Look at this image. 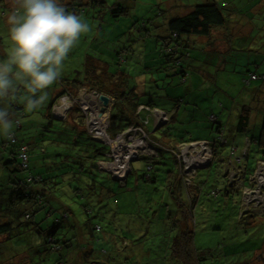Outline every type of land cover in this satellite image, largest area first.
I'll return each mask as SVG.
<instances>
[{
	"label": "trees",
	"instance_id": "trees-1",
	"mask_svg": "<svg viewBox=\"0 0 264 264\" xmlns=\"http://www.w3.org/2000/svg\"><path fill=\"white\" fill-rule=\"evenodd\" d=\"M59 2L66 11L75 13L79 16L85 15L88 6H104L102 4L105 3V0H59ZM258 2L259 0H257V3ZM123 4V2L122 4L120 2L113 4L111 8V17H117L127 13V8ZM230 4L231 2L228 0L222 3L214 0L200 2L190 5V9L187 12L172 15L168 17L169 19L164 20L162 25L166 32L161 37L162 45L160 48L165 60L164 68L166 69L169 67L171 70L176 66H183L177 69L176 75H178L181 81L184 80L188 75L184 63H182L181 60V58L184 57L181 48L183 47L182 45L185 38L210 35L213 28L224 24L229 13H232V11L234 13V9L236 10V8H233V5ZM224 7L227 8L225 9L227 11L226 13H223L225 10L222 11ZM241 13L245 14V12ZM241 13L238 12V14ZM263 14L264 10L262 12V15ZM259 15L260 14H258L257 18L261 17ZM144 30V35H149V30L145 25ZM2 42H5L7 45L5 38L1 41V46L3 47V52L1 54L5 57L7 47H4ZM168 48L170 49L168 50ZM126 51L131 52L132 50L130 51L129 48H126ZM122 52L121 50L117 52L120 60L124 58ZM85 63L87 66H85ZM89 65L93 66L92 69L91 67L89 69L92 70L93 78L95 77L98 80L100 78H103L102 80H109V74L106 76L107 69L102 67V61L99 57L85 52V59L82 63V67L84 66L83 70L88 71ZM95 66H98L97 70ZM102 70L103 72L101 75ZM252 75H254L255 78H251ZM262 80H264V73L259 74L255 71H248V77L243 82L248 84V86L252 84L261 85L260 89L264 91ZM76 81L77 79H73L67 82L66 85H73ZM67 86H63L64 91L72 90L73 87L70 89ZM80 86L81 85H76L77 88H74L73 97L78 94H76V91L80 89ZM113 86L115 88L111 90L113 93L111 94L113 98L112 103L113 107L118 106L119 112L115 115H113L112 112L109 114L111 118H108L109 125L107 126L106 132L110 138H114L116 135L126 130L128 126L126 128L123 127V122L127 125L135 126L142 124V120L145 118V115L148 116V114L147 112L140 114L141 111L137 110L140 105L154 108V106L149 103L143 104L135 101L130 95L133 87L127 85L126 77H120L118 81H114ZM87 89L105 93L102 87L96 89L88 87ZM105 90L108 89L106 88ZM225 94L228 95V98L223 99L224 106L221 103L222 100L221 102L218 101V106L222 108L226 107L224 115L226 119L227 109L229 108L227 107L228 103L226 101L229 100L231 105L230 98L233 96L229 95L227 91ZM129 100H133L130 103V110L124 113L123 109L125 103ZM51 105L52 104L45 106L48 110L47 117L40 113L38 115L40 119L47 118L48 120L44 119L45 121L41 120L39 122L31 120V122H29L30 126L28 124L25 125L26 123H22L19 118L21 115H24L23 104L12 102L11 104L0 105L6 107L8 111L11 110L9 111V118L12 115L19 118L14 120V117L12 120L13 128L16 129V131H11L10 137L2 136V139H0V167L6 173L5 179L0 181V254L8 249L4 246V243L8 244L9 240L11 241L14 236L20 234L19 231L21 227H27L26 224L30 223L33 229L40 235L38 244L33 247L37 249L43 247L41 250H37V255L41 256L38 258L39 261L32 260V256L29 254V256H31V264H41L40 261L44 260V258L49 264L52 258H54V262L57 264H62L61 259L65 253V259L70 257L69 260L72 261V263L69 264H78L75 262V255H77L75 254L76 250L70 248L66 252L64 248L65 244L74 236L70 233L73 230L68 228L67 233H62L61 225L57 227L65 218H57L56 216L52 224L46 227H42L41 225L45 215H48V211L54 210L52 209L53 205L51 204V200L58 202L53 193H66L69 199H73L72 202L79 201V205L82 206V210L86 214L85 221L83 220V222L79 224L80 220L76 219L78 217H75L74 210L67 206L63 207L62 216L68 218L67 215H70L73 217L74 221H72L73 219L71 221L66 219L70 223H73L71 225L73 229L79 227L80 229L78 230L87 231L85 232L86 235L88 237L89 235L93 237L97 230L103 231L102 223L94 221L98 220L99 217L103 218V222L105 221L109 225L116 226L119 222L118 213L114 212L112 215H106L108 209L105 203L108 198L115 194L113 189L114 185H116L114 182L117 180H115L108 171L101 170L97 165L98 161L110 160V146L91 136L84 127L85 116L80 108L75 104L64 119L56 120L51 117L52 113H49L50 107H52ZM246 105L247 104L242 105L241 112L238 115L234 130L235 135L236 133L245 132L250 125V110L248 109L250 107ZM258 111L263 115L261 114V116H259V118L261 117V120H259L260 135H257V141H254L255 143L259 142L260 139L262 140L264 137V109H259ZM35 112H37V110L33 111V113ZM72 112L76 114L69 115V113ZM26 113L28 114L29 112ZM129 113H132L134 118H131ZM210 115L216 116L213 113ZM208 119L210 125L214 129V135L209 139H185L186 137L183 134L180 136L177 135L178 133H174L171 138V127L167 129L159 128L156 131H152V128L148 130L151 134V138L154 139L157 144L163 147L165 145V147L171 149L160 150L157 152L156 156L153 157H143L145 160V167H143L140 173H133L136 169L131 163V172H129L124 183L121 184V182L117 181L119 183L118 186L125 190L136 189L141 196L138 202L141 204L140 206L142 209L140 208L139 210L142 211L144 215L145 211L148 210L150 215L154 216L151 222L147 223L148 225L146 228L144 227L146 222L143 221V214L141 216L135 215L131 219V226L140 231L146 230L143 236L133 233L134 230L132 229L126 231L125 234L121 236L122 245L124 247L128 245L134 246L138 244V242L141 243L142 247L146 245H155V247H158L159 243L162 245V241H170V264H237L238 262L235 263L232 259L233 254L235 253V255L238 256L242 250L248 249L247 246L244 248L239 247L240 243L245 241L246 238L242 239V231L236 227V224L250 217L244 216L241 218V212L238 214L239 217L232 215L233 209L239 205L235 200H237L236 197L239 196L241 199V188L238 189L234 183H229L227 178L228 184L225 180L222 189L214 188V186L207 188L205 181L197 179L194 182V189L192 192L193 201L189 204L183 177L179 175L178 167H176L175 164V158L173 157V151H175L174 147L176 148V145L180 142H182L181 144H187L195 140H206L212 143L214 156L212 161H209V166L213 162L223 163L225 162L224 160L230 161L228 159L229 157H234L232 154H229L226 159L222 156L227 140L229 138L231 139L229 136V128L226 129L225 122L217 118L212 120L208 117ZM169 121L170 119L167 123ZM256 131L258 132V130ZM155 132H158V134H155ZM245 135L251 136L252 132L250 131ZM222 137L225 139L223 142L221 141ZM159 138L162 141H159ZM230 139L229 141H231ZM254 142L250 143V145L247 143L245 145L244 143L243 146L248 149ZM176 149L178 150V148ZM233 152L234 150L232 153ZM22 153L25 154L24 158L21 156ZM32 154L34 158L39 160L38 165L36 164L33 166L31 163ZM166 154L172 158V167L168 169L160 166L164 164L160 160L163 159ZM218 154L222 155L218 157ZM247 156L248 155L245 154L242 160H236L239 164L237 167H240L241 170L244 169L242 170V177L244 180H247L249 177V171L247 172L246 163L244 162L245 159L247 160ZM239 157H241V155H239ZM258 160H264V153L260 159H257V162ZM220 163H218L217 166H220ZM241 163L244 164L240 165ZM137 174V177L133 176ZM251 174L252 173H250V175ZM143 205L146 207L145 210ZM208 211H212V223H209L205 217ZM37 214H39V216ZM36 215L38 216V220L35 219ZM95 216L99 217L94 219ZM248 221L249 220H247V222ZM204 223L209 225L208 229L211 230V234H214V238H218L215 233L216 231L221 230L223 232V238L216 239L213 246H206L204 243L199 242L201 235L197 233H203L205 229L201 228V225ZM75 225L77 227H74ZM80 225H82V230ZM126 226L129 225L126 224ZM107 228L110 229L109 226ZM231 231L237 232L240 241L224 243V238H226L228 232ZM75 237L77 238L76 233ZM81 237H84V235L82 234ZM8 245H11L14 250L12 242ZM218 249L221 251L217 252L216 250ZM71 251L75 255H72L73 253ZM99 253L102 255V252ZM142 254V257L159 256L155 253V250L143 252ZM65 259L63 264H66ZM109 260L111 259L92 256L90 259H86V262L83 261V264H110V262L108 263ZM0 264L4 263L0 262Z\"/></svg>",
	"mask_w": 264,
	"mask_h": 264
},
{
	"label": "rangeland",
	"instance_id": "rangeland-1",
	"mask_svg": "<svg viewBox=\"0 0 264 264\" xmlns=\"http://www.w3.org/2000/svg\"><path fill=\"white\" fill-rule=\"evenodd\" d=\"M206 1H210V0H105V3L102 4L104 6H98V7L88 6L85 15H79V16L89 25L90 31L86 35H83L80 38L78 45L72 50V54H69L67 60L64 62L62 74L64 76L71 77L76 75L75 73L76 70H78L77 75H79V73H82L84 66L83 67L80 66V59L82 58L81 60L83 63V60L85 59V52H88L89 54H92L95 57L98 56L99 59L103 62V65L105 67L107 66L106 69L108 73L119 72V74H121L120 72L122 71V69L126 67V65H132V66L139 65V63H135V61L130 58V52H127L126 48L135 51L136 54H140L139 57L141 58V64L143 66L144 60H146L147 63L150 57H152L151 56L152 54L148 52L155 47H157V49L159 50L161 46L160 44L162 43V40L161 38H157V37L163 35L164 29L162 24L164 20L169 19L168 17L170 15L187 12L190 9V5H194L196 3L206 2ZM214 1L222 3L223 1H227V0H214ZM228 1L231 2V0ZM245 1L246 0H232V2H234V4L237 7L238 6L240 7ZM259 1H264V0H259ZM118 2H120L121 4L122 2L124 3L123 5L127 8V13L124 15H119L117 17H111V8L114 3H118ZM225 9L227 8L224 7L222 11H224ZM226 12L227 11L225 10L223 13ZM239 13H241L240 10ZM259 16H264V14ZM0 25H1V21H0ZM144 25L149 30V35L146 36L144 35L145 34ZM261 32H262L261 30H259V33L255 31L253 33L254 37H256L258 34L261 35ZM4 38L8 45L7 31H6V35L4 34ZM263 39H264V34H263ZM260 41L261 38L258 37V44L260 43ZM157 44L159 45L157 46ZM2 45L4 47L5 46L7 47L5 42H2ZM237 47H239V45L232 48V51L236 52ZM169 49L170 48H168V50ZM197 49H200L198 45L193 46V49H188V53H189L188 56L191 53V55L189 56L190 58H187V56L186 57L184 56L185 59H183L184 57L181 58V60L184 62V66L186 67L188 66L187 68L189 70V75H190L189 78L193 80L194 83L193 85H190L189 79L186 81V83H184V82H180L178 75H175L174 73H170L169 75L170 72L169 67H167L166 69L163 68L164 70L161 71L160 68L162 66V63L160 64V66L159 64L156 65V67L157 66L160 67L158 69L159 72L156 75H158V77L160 78L162 76H165L164 78L165 83H160V85L167 88H170L171 86H176L172 88V90H174L175 88H178L180 90V95L186 98V101L183 103L185 107H188L190 108V110H193V112L200 114L203 108L209 111L211 102L208 100V95H210V93H212L214 96L217 95L219 100L228 98V95L225 94L224 88H222L221 86L219 85L210 86V81H209L210 74H208V76L204 74L205 71H207V68H209L213 64L212 61L218 63L217 59L215 58L216 56L212 57L214 58V60H212L211 62H207L206 60L199 62L202 57V54ZM120 50L123 51L122 55H124V58L122 60L119 59L117 54V52H119ZM182 50L181 52H183ZM253 52L254 51L246 50L244 52L245 57L247 54ZM70 55H72V57L74 55L78 56V61L77 58L73 60L70 57ZM3 58H4L3 55L0 53V59ZM248 61H249L248 59H244V62H241L238 65V67L234 66L235 70L233 69L230 72L225 73V76H227V78L231 82L220 80L228 85H232L234 84V82L232 81H235L234 79L237 78L235 83L236 85L235 86L232 85V87L227 88V93L233 96L234 98H239L240 96H244L245 95L244 93L240 95L239 92L249 87L248 84H245L243 82L248 77V72L245 69L254 68V70L257 71V69L260 67L259 64L257 65L249 64ZM109 62H111L112 64L107 65ZM85 66H87L86 63ZM90 67L91 65L88 66V71ZM261 69H263L264 71V64L262 65ZM141 71L142 69H138V70H133L131 72V78H130L131 86H134L137 83V76ZM202 78H204L206 81H203ZM56 83L57 82H55L53 85H56ZM152 85L155 86V84ZM63 90L57 95L56 99L54 98L55 102L57 98L61 96ZM84 90L88 91L83 87L78 91H76V94L79 92L83 93ZM50 92L51 91L47 89L48 96L50 95ZM70 92L74 94L73 90H70ZM90 92L97 93V91L95 90H90ZM191 92L193 93L190 95ZM109 97L111 98L112 96ZM80 101L81 102L83 101L82 96L80 97L79 102ZM96 102L97 99H95L94 105L96 104ZM226 102L228 103L227 107H230L229 100H227ZM48 103L49 102L45 103L44 107L42 106L41 108H39L37 112L35 113L31 112L25 114L24 116H21L20 119L22 121H26L29 119L28 121L30 122L31 120L36 122H39L41 120L45 121L44 119L48 120L47 118L40 119L38 117L39 113L45 115L46 112L45 106ZM57 103H59V101ZM194 103L197 105V107L196 109H191V107L188 105L191 104V106L193 107ZM203 103L205 104L203 105ZM250 103H252L251 106L253 107L255 116L258 114L255 119L254 118L252 119V121L257 120V122L254 125L250 123L248 129L245 132L237 133V136L239 138H243V136H245V134H248L250 131L254 133L255 129L258 130V133H256L255 136L260 135L259 116H261L262 113L258 110L264 107V96L259 97L257 98L256 101ZM94 105H90L91 107L90 110L93 109ZM78 106L80 110L81 109L83 110V107L81 106L80 103ZM100 107L104 108L103 111H105L104 113L107 114V116H105V122L107 123V125L105 124V126H103L105 129L109 125V120L107 122V119L111 118L109 114L111 112L113 115L117 114L119 112L118 110L119 108L118 106L113 107L112 101L109 102L107 106L100 104ZM71 108L72 107H70L66 113H68L71 110ZM137 110L141 111L140 114L147 112L148 117L145 115V118L142 120V124L138 126L128 125V127L126 128L127 132L122 138L118 136L122 133L116 135L114 138L109 137L110 139H112V141L109 140V142H106V144L110 145V151H109L110 160L97 162V165L101 170L108 171L111 174V176L115 180L121 182V184L124 183L129 172H131V163L134 164L135 168L138 166V171H139L138 173H140L143 167H145V160L143 157L145 156L153 157L156 156L157 152H159L160 150L171 149L165 147V145L163 147L157 144L156 141L151 138V134L148 132L149 129L152 128V131H154L157 130L158 128L167 129L168 127H171L170 128L171 135H173L174 133L176 134L178 133L177 135L181 136V134H183L187 136V138L185 139H200L198 138L197 133L207 131V128H201V126L197 125L196 121H192L191 120L192 116L188 118H184L183 115L180 114L177 117L176 121H171L170 124L166 125V122L169 119V115L166 112L165 113L167 115L164 114L162 116L159 112L149 114V112L146 109H143V107L140 106L137 108ZM52 111L53 110L51 109V113ZM94 112H96L97 114H94L92 112L93 115L100 116L99 115L100 109ZM66 113H63L62 119L65 118ZM82 113L84 116H86V113H84L83 111ZM190 114L192 115V112ZM69 115H75V113H69ZM87 116L89 121L90 117L88 114ZM132 118H134V115L132 116ZM213 118L215 120L216 116H213L211 119L213 120ZM10 120L12 121L13 119L10 118ZM123 123H124L123 125H125V122ZM12 125H13V121H12ZM86 126L87 124L84 125L85 128ZM134 127H140L143 131L138 132V130H134ZM98 129L100 130L101 128ZM98 129H96L95 131H99ZM189 131H192L194 135L190 136L188 133ZM156 134H158V132ZM96 138L99 139V141L105 143V141L102 139V137L99 134H97ZM221 141L223 142L225 141V139L222 137ZM181 143L182 142L176 145V148H178V150L174 147L175 151H173L174 152L173 157L175 158L174 160L176 167H178L179 175H182L184 180V186L187 191L186 193L188 194V198H187L188 203L191 204V201H193L192 192L194 189V182L197 179H201L205 181V185L207 184L206 185L207 188H211L212 186H214V188L216 187L217 189L218 188L222 189L224 187V183L227 178L229 183L232 184L234 183L238 189L241 188L242 190L241 199L239 196L236 197L237 200L235 201H237V203L241 206L240 207L241 218L244 216H248L250 218H247L246 220L243 219L241 222H238L236 224V227H238L242 231V239L246 238L245 241L240 243L239 247L244 248L245 246H247L248 249L242 250V252L238 256L235 255L234 253L232 259L233 261H235V263L238 262L237 264H264V161L258 160L257 162V159H260L264 153V145L260 147V145L258 144L257 145L253 144L251 145L250 148L246 149L248 158L247 160L245 159L244 162L246 163L247 172L248 171L251 172L253 168H254L253 171L254 170L256 171L255 173L252 172L251 175L249 174L247 180L246 179L244 180L242 177V170L244 169L241 170L240 167L238 168L237 165L239 164L236 161L243 149L241 145V141H239V139H234V141L227 142L223 150V155L222 154L219 155L224 156L225 157L224 159H226L229 156V154H232L234 157L231 158L229 157L228 159L230 161L224 160L227 163L218 162L220 163V166H217L218 163L215 162L211 163V165L209 166L214 156L211 142L206 140H195L192 141V143L191 142L187 144L185 143L181 144ZM127 144L132 145V147L135 146L136 147L133 149V151H130L129 148H127ZM191 144L193 145L191 146ZM189 146H191L190 150H187L185 153H183ZM236 146H239L238 150H235ZM233 150L234 152L232 153ZM190 157H193L191 161H189ZM207 158L211 160L208 163H206V161L205 162L203 161L204 159ZM160 161L164 163L163 165H160L161 167L165 169L172 167L171 166L172 158L168 154H166V156H164V158L161 159ZM185 167L187 168L185 169ZM5 174H6L5 171L0 167V181L5 179ZM117 181L114 182L116 184L114 185V189H113V191H115V194H113L110 198H108L107 202H105L106 208L108 209L106 215L109 214L112 215L114 212L119 214V222L116 226L109 225L107 224V222L105 221L103 222V218H100L99 216L97 217L95 216L94 219L98 217L99 218L98 220H94V221H99L100 223H102V229H103V231L97 230L95 232V236L92 237L91 235H89L88 237L85 233L87 231H80L78 230L80 229L79 227L75 228L76 230L73 229V227L71 226L73 223L69 222L73 219V217H71L70 215H67L68 218L63 217L62 216L63 207L67 206L74 210L75 217H78L76 219L80 220L79 224L82 223L83 220L85 221L86 214L82 210V206L79 205V201L72 202L73 199H69L68 194L66 193L59 194V192H56L53 193V195L58 200V202L55 200H51V204L53 205L52 209L54 210L52 211L49 210L48 215H45L43 222H41L42 227H46L47 225L52 224L53 219L56 216L57 218H61V217L65 218L63 219V221H61V223L57 227H60L61 225L62 233H67L68 228L73 230L70 233L71 235L74 236L71 237V239L65 244L64 248L66 252L70 248H74L76 250L75 254L77 255H75L72 251L71 252L73 253L72 255H75L76 257L75 262H77L78 264H83V261H85L86 259H90L92 256L102 257L103 259L106 258L111 259L108 261V263L110 262V264H170L171 263V259L169 256L170 241H162L163 242L162 245L159 243L158 247H155V245H146L142 247L140 242H138V244L134 246L128 245L127 247H124L122 245L121 236L125 234L126 231L132 229L134 230L133 233L141 234L143 236L145 234L146 229L140 231L135 227L131 226V219L135 215L137 216H141L142 214L144 215V213L139 210L140 208L142 209V207L140 206L141 204L138 202L139 198L141 197L140 193H138L136 189L135 190L123 189L122 187L118 186L119 183ZM258 183L261 185L259 186V189H257ZM143 206L145 210L146 207L145 205ZM211 213L212 211L211 212L208 211L205 215L209 223L213 222L212 219L213 215ZM37 215L39 216V214ZM37 215L35 217L36 220H38ZM149 215L150 212L146 210L144 217L142 216L143 221L146 222L144 225L145 228L148 225L147 223H150L151 219H153L154 217L153 215L150 216ZM66 219H69V221ZM247 220L249 221L247 222ZM72 221H74V219ZM125 221L126 224L129 226H126ZM26 225L27 227L26 226L21 227L19 231L20 234L14 236L11 239V241L10 240L8 241V244L12 242V244L14 245V250L11 247V245L4 243V246H6L8 249L0 254L1 263L31 264V256H32V260L39 261L38 258L41 256L37 255V250H41L43 247H41V249H37L33 246L38 244V240H40V235L38 232H36L33 229L30 223ZM108 226L110 227V229L107 228ZM74 227L77 226L75 225ZM80 227L82 230V225H80ZM201 228L205 230H203V233L202 232L197 233L201 235L199 238V242L204 243V245L206 246L207 245L213 246L216 239L223 238L222 237L223 232L221 230L215 232L218 238H214L215 237L214 234H211V230L208 229L209 225L206 223L202 224ZM75 233L77 234V238L75 237ZM82 234L84 235V237H81ZM230 241L233 242L240 241L236 231L228 232V236L223 240L224 243H230ZM111 246L115 248H112ZM150 250H155V253L159 256L142 257L143 252H148ZM216 251L220 252L221 250L218 249ZM99 252H102V255H100ZM29 254H31V256H29ZM65 257H66V253L62 256L61 259L62 264L64 263ZM69 259L70 257L65 259L66 264L72 263V261H70ZM50 262H51L50 264H57L56 262H54V258H52ZM40 263L49 264L47 263V260H45V258L44 260L40 261Z\"/></svg>",
	"mask_w": 264,
	"mask_h": 264
},
{
	"label": "crops",
	"instance_id": "crops-1",
	"mask_svg": "<svg viewBox=\"0 0 264 264\" xmlns=\"http://www.w3.org/2000/svg\"><path fill=\"white\" fill-rule=\"evenodd\" d=\"M68 1V0H65ZM233 5V8H236V10L234 9V13L232 11V13H229L228 18H226V21L224 24L215 27L211 30L210 35L208 36H198V37H187L185 38V41L183 42V50L181 48V50L184 52V56L187 58H190L188 56V49H193L194 45H198L200 47V49H197L200 51V53L202 54V57L200 59L199 62L201 61H208L211 62L212 60H214L215 57L217 59L216 63L215 61H212L213 64L207 68V71H205V75L208 76V74H210V86H214V85H219L222 88H224V92L226 93L227 88L228 87H232V85H236V80L237 78H235L234 84L232 85H228L223 81H229L231 82L227 76H225L226 72H230L231 70H233L235 67L241 63L244 62V59H248V63L249 64H254L257 65L259 64V68L257 69V71L254 70V68H247L245 69L247 72L248 71H255L259 74H263L264 71L262 68V65L264 64V39H263V34H264V16H261L259 18H257L258 14L262 15V12L264 10V1H259L257 3V0H246L240 7H238L239 9H237V6H234L235 4L232 2L231 0V4ZM9 0H0V21H1V25H0V53H2V46H1V41L4 38V34L6 35V31H7V26L5 23V18L9 12ZM241 9V12H245L238 14L239 10ZM185 13V12H184ZM183 14V13H180ZM172 16V15H170ZM169 16V17H170ZM163 34H165V28H163ZM259 30H261V35L258 34L256 37H254L253 33L256 31L259 33ZM163 35H160V37L157 38H161ZM258 37L261 38L260 43L258 44ZM157 41V40H156ZM159 44H157L158 46ZM162 45V43L160 44ZM237 47V51L233 52L232 48ZM161 48V46H160ZM157 49V47L153 48L151 51H149L148 53L152 54L150 57V59L148 60V62L146 63V60H144L143 62V66L141 64V58L139 57L140 54H136L135 51H131L130 52V58L132 60L135 61V63H139V65H126V67L124 69H122V71L120 72L121 74H119V72L115 73H108L109 74V80H102L101 78L98 80L95 77L93 78V74H92V70L89 71H85L83 70L82 73H79V75H77V71L76 70V75L75 76H64L63 74L61 75V77L56 81V85H52L49 90L50 95L48 96V99L45 103L49 102L47 105L52 104L51 106H53L55 99L57 97V95L62 92L63 90V86H67V82H70L73 79H77L76 82H74L73 85H71L72 90H74V88L76 89V85H81L79 88L84 87L85 89H87L88 87L90 88H98V87H102L105 91V94H108L110 96H112V89H114L115 87L113 86L114 81H118L120 79V77H126L127 79V85L130 87L131 83H130V78H131V72L133 70H138V69H142V71L138 74L137 76V83L132 86L133 90L131 92V96L135 99V101L137 103H149L151 105L154 106V108L165 111L168 115H169V119L170 121L167 124H170L171 121H176L177 117L182 114L184 118H188L190 116H192L191 120L192 121H196L197 125L201 126V128H207V131L205 132H200L197 133L198 138L200 139H209L210 137L208 136H213L214 135V129L212 128V126L209 123V119L208 117L210 116V114H214L216 115V118L218 120H222L223 122H225L226 124V129H228L230 131L229 136L231 137V141L234 139H239V141H241V145L243 146L244 143L246 145V143L248 145H250V143L257 141V136H255L256 133H258L255 129V132H252L251 136H243V138H239L234 134V130H235V125L236 122L238 120V115L241 112V107L243 104H247L246 106L250 107L248 108L250 110L249 113V124L251 123L252 125L255 124L257 122V120H253L252 119L256 118V115L254 114L253 111V107L251 106L253 101H256L257 98L259 97H263V93L264 91L260 89L261 85H254L252 84L251 86H249L247 89H243L242 91H240V95L242 93H244V96H240L239 98H234L231 97L230 101H231V105L230 107L227 109V114H226V119L224 118L225 115V108L226 107H219L218 106V100L219 98L216 96H214L212 93H210V95H208V100L211 102V106L209 107V111H207V109L201 110V113L198 114L196 112H193V110H190V108L185 107V105L183 104L186 101V98L180 95V90L178 88H175L174 90H172V88L176 87V86H171L170 88L161 86L160 83H165L164 82V78L165 76H162L161 78L158 77V75H156L159 72V66L162 63V66L160 68V70H164L163 68L164 66V58H163V54L162 52ZM158 50V51H157ZM246 50L249 51H254L253 53H249L246 55L244 52ZM161 55H160V54ZM71 54V53H70ZM147 54V53H146ZM210 55V56H207ZM241 56V57H238ZM70 57L74 60L75 58H77L78 61V56H73L70 55ZM145 57V56H144ZM185 57L183 59H185ZM182 63H184L182 61ZM107 64V63H106ZM112 63L109 62L107 65H111ZM156 67V65H158ZM231 65V67H230ZM80 66L82 67V60L80 59ZM93 66H91L92 69ZM97 67V68H96ZM102 67L103 68H107V66L105 67L103 65L102 62ZM183 66H176L175 68L171 69L169 72L170 73H174L176 75L177 69L181 68ZM188 67V66H187ZM185 66V70L188 72V75L186 76V78L184 80H180V82H184L186 83V81L189 79V83L190 85H193V80L189 78V70ZM229 67V68H228ZM121 68V67H120ZM95 69H98V66H95ZM235 70V69H234ZM103 70L101 71V75H102ZM88 73V74H87ZM78 76V77H77ZM168 76V75H167ZM231 79V78H230ZM174 80V79H172ZM203 81H206L204 78H202ZM223 80V81H220ZM263 83L262 85H264V80H262ZM261 81V82H262ZM212 83V84H211ZM251 83V82H250ZM152 84H155V86H153ZM70 85H68L67 87H70ZM208 85V83H207ZM153 87V88H151ZM178 87V86H177ZM78 88V89H79ZM108 90H105V89ZM77 89V90H78ZM88 90V89H87ZM110 90V91H109ZM107 92V93H106ZM193 92L190 93V95ZM239 96V95H238ZM216 97V100H215ZM55 98V99H54ZM112 99V97H111ZM113 100V99H112ZM239 100V101H238ZM133 100H129L126 101L125 106H124V113H127V111L130 110V103ZM221 102V100H219ZM44 103V104H45ZM224 106V100H222L221 102ZM205 103H203L204 105ZM202 105V106H203ZM250 105V106H249ZM188 106L191 107V109H196L197 105L194 103L193 107L191 106V104H189ZM44 107V105H43ZM52 107H50V111L51 112ZM262 109H264V107H262ZM11 111V110H9ZM24 115L27 114L25 112V109L23 110ZM192 112V115L190 114ZM47 113L48 110L46 108V115H43L45 117H47ZM73 113V112H72ZM76 114V113H75ZM21 115V116H24ZM51 115V114H50ZM20 116V117H21ZM42 116V117H43ZM129 116L132 118L133 114L129 113ZM15 115H12L10 118H14ZM19 117V118H20ZM52 117V116H51ZM18 117L16 116L14 120H16ZM18 118V119H19ZM225 119V121H224ZM21 120V119H20ZM29 120V119H28ZM22 121V123H26L25 125H29L30 121ZM259 120H261V117L259 118ZM19 123V122H18ZM21 124V123H19ZM166 124V125H167ZM30 126V125H29ZM128 125L125 124L123 127H127ZM39 128V127H38ZM83 128V127H82ZM35 129V128H34ZM159 129V128H158ZM189 130V129H188ZM12 131H16V129H14L12 127ZM156 131V130H155ZM157 132H155L156 134ZM190 136H193L194 133L192 131L188 132ZM171 134V132H170ZM234 134V135H233ZM154 136V135H153ZM185 136V135H184ZM203 136V137H202ZM2 135H0V139ZM4 137V136H3ZM173 136L171 135V138ZM187 138V136H185ZM157 138V137H156ZM255 138V139H254ZM262 138V137H261ZM159 141H162L160 138L158 139ZM229 141V139L227 140V142ZM253 144L255 145H260V147H262L264 145V137L262 138V140L260 139L259 142H254ZM237 147V148H236ZM235 148L238 149L239 146H236ZM242 152H241V157H238L237 160H242L243 157H245V154L247 155L246 152V147L243 146L242 147ZM250 148V146H249ZM216 154H217V150H216ZM219 157V154L217 155ZM162 157V156H160ZM159 157V158H160ZM38 161L37 158H34V155H31V163L33 164V166H35L36 164L38 165ZM243 162V161H241ZM225 163V162H224ZM244 163H241V165H243ZM134 167V164H133ZM136 171H134L133 173H138V166L135 168ZM226 169V168H225ZM226 172V171H225ZM252 173L249 172L248 175ZM133 176H138L137 175H133ZM245 176H246V171H245ZM240 205L236 206L235 209H233L232 215L238 217L240 210Z\"/></svg>",
	"mask_w": 264,
	"mask_h": 264
},
{
	"label": "clouds",
	"instance_id": "clouds-1",
	"mask_svg": "<svg viewBox=\"0 0 264 264\" xmlns=\"http://www.w3.org/2000/svg\"><path fill=\"white\" fill-rule=\"evenodd\" d=\"M5 18L8 45L0 59V105L18 102L26 112L41 108L62 75L64 62L90 31L59 0H9ZM0 106V135L11 136L12 121Z\"/></svg>",
	"mask_w": 264,
	"mask_h": 264
},
{
	"label": "built area",
	"instance_id": "built-area-1",
	"mask_svg": "<svg viewBox=\"0 0 264 264\" xmlns=\"http://www.w3.org/2000/svg\"><path fill=\"white\" fill-rule=\"evenodd\" d=\"M251 78H255V76L254 75H252L251 76ZM83 88V87H82ZM81 89V88H80ZM85 93H87V94H89V96H91L92 94H99V92H97V93H95V92H90V90H88V91H83V93H78L76 96H72L73 94L70 92V91H68V90H63V93L61 94V96L60 97H58L57 98V100H56V102L53 104V107H54V105H55V107L53 108L52 107V113L54 112L55 114H57V115H63V113H66L67 111H68V109L70 108V107H73L75 104H76V102L77 101H79L80 100V97L82 96V98H83V101L81 102H79L80 104H81V106L83 107V112L84 113H86V116H85V125L87 124V126H86V129L88 130V132L91 134V136L93 137V138H95V139H97L96 137H97V134H99L101 137H102V139L105 141V143L106 142H109V140H111L112 141V139H110L109 138V135L107 134V132H106V129H107V127L104 129V127L103 128H101L102 129V131H101V129L99 130L98 128H100L101 126H105V124L107 125V123L105 122V116H107V114H105L104 112L105 111H103L104 110V108H101L100 107V104H102L101 103V101L100 100H97V102H96V104L94 105V107H93V109L92 110H90L91 109V107H90V105L88 104V101H87V99H84V94ZM59 101V103H57ZM57 103V104H56ZM64 103H68V105H64L63 107H62V104H64ZM79 107V106H78ZM140 107H143V109H146L148 112H149V114H151V113H156V112H159L162 116L165 114V115H167L166 113H165V111H159L158 109H156V108H148V107H144L143 105H140ZM100 109V112H99V115L100 116H95V115H93V113L94 114H97L96 112H94V111H98ZM58 112H61V113H58ZM93 112V113H92ZM53 113V114H54ZM87 114L89 115V121H88V116H87ZM67 115V113L65 114V116ZM93 116H95V117H97L99 120H98V126H95L96 125V121H95V119L93 118ZM148 117V116H147ZM213 117V115H210V119ZM169 120V119H168ZM213 120H214V118H213ZM107 122H108V119H107ZM92 123V125H90ZM98 127V128H97ZM96 129H98L99 131H101V132H99V131H95ZM134 130H138V132H140V131H143L140 127H134ZM127 131L125 130V132H122V134H120V135H118L120 138H122L124 135H125V133H126ZM97 133V134H96ZM146 137V136H145ZM97 140H99V139H97ZM192 143V142H191ZM203 143H205V142H203ZM199 144V143H198ZM198 144H196V145H198ZM109 145V144H108ZM130 144H127V148H129V150L130 151H133V149L136 147H128ZM193 144H191V146H192ZM110 146V145H109ZM191 146H189V147H187V149L183 152V153H185L187 150H190V147ZM181 152H182V149H181ZM130 153V152H129ZM21 156L24 158L25 157V154L24 153H22L21 154ZM193 157H190L189 158V161H191V159H192ZM207 159H209V158H207ZM207 159H204L203 161L205 162L206 161V163H208L207 162ZM209 161H210V159H209ZM262 161H264V160H262ZM187 167H185V169H186ZM255 171L256 170H254L253 172L255 173ZM262 181H263V179H262ZM259 186H261L259 183H258V188L257 189H259Z\"/></svg>",
	"mask_w": 264,
	"mask_h": 264
},
{
	"label": "water",
	"instance_id": "water-1",
	"mask_svg": "<svg viewBox=\"0 0 264 264\" xmlns=\"http://www.w3.org/2000/svg\"><path fill=\"white\" fill-rule=\"evenodd\" d=\"M83 97L84 99H87L89 105H94L95 99H97V100H100L104 106H107L109 102H111L113 99V98L111 99L107 94H104V93H99L98 95L92 94L91 96L85 93ZM52 117L55 119H59V120L62 119V115H57V114L55 115L53 113H52ZM207 162H209V159H207Z\"/></svg>",
	"mask_w": 264,
	"mask_h": 264
},
{
	"label": "bare ground",
	"instance_id": "bare-ground-1",
	"mask_svg": "<svg viewBox=\"0 0 264 264\" xmlns=\"http://www.w3.org/2000/svg\"><path fill=\"white\" fill-rule=\"evenodd\" d=\"M64 105H68V103H64V104H62V107L64 106ZM78 105H79V101H77L76 102V106L78 107ZM93 118L95 119V121H96V125L95 126H98V118L97 117H95V116H93ZM90 125H92V123L90 124ZM98 128V127H97ZM100 128H103V126H101ZM101 131H102V129H101ZM101 131H99V132H101ZM132 145H129L128 147H131Z\"/></svg>",
	"mask_w": 264,
	"mask_h": 264
}]
</instances>
